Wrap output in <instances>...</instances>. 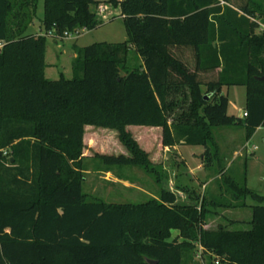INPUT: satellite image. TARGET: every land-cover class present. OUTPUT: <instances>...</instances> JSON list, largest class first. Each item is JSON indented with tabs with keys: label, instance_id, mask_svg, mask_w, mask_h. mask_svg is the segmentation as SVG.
Here are the masks:
<instances>
[{
	"label": "trees",
	"instance_id": "obj_1",
	"mask_svg": "<svg viewBox=\"0 0 264 264\" xmlns=\"http://www.w3.org/2000/svg\"><path fill=\"white\" fill-rule=\"evenodd\" d=\"M101 2L120 6L127 38L74 43L73 75L50 78L47 36L27 31L38 0H0V264H189L197 245L212 257L207 264H264V203L252 205L247 228L205 227L218 206L264 201L246 175L227 174L215 133L242 124L250 138L264 126L256 16H264V0H44L43 28L61 37L92 29L103 21L93 8ZM131 48L142 59L135 67L127 64ZM233 84L246 86L243 117L228 111L223 87ZM88 125L96 137L114 131L126 148L89 145ZM152 131L155 153L144 133ZM179 142L205 147L222 197H199L194 187L191 201L181 202L165 186L156 159ZM89 156L142 166L160 183L158 197L90 198Z\"/></svg>",
	"mask_w": 264,
	"mask_h": 264
},
{
	"label": "rangeland",
	"instance_id": "obj_2",
	"mask_svg": "<svg viewBox=\"0 0 264 264\" xmlns=\"http://www.w3.org/2000/svg\"><path fill=\"white\" fill-rule=\"evenodd\" d=\"M97 14L102 15L99 5L93 6ZM110 17L104 19L99 25L92 29L80 28L79 32H71L65 34L63 38L59 37L58 42H55L52 37H49L47 43V60L48 62H58L57 65L47 70V76L50 78H58L60 71H63L67 76L73 75L70 56L71 49L74 43L82 45L92 43L94 41H122L127 38V30L123 20V14L120 6L111 5L109 9ZM260 22V27L257 32L264 31V16L256 15ZM57 44H60L58 46ZM56 50L60 53V59L56 58ZM140 55L134 50L130 49L128 53L127 64L131 67L139 65ZM224 92L229 94L230 104L228 111L241 115L243 117V110L246 102V86L243 84L225 85ZM134 133H139L138 125H130ZM143 131V130H142ZM148 131V130H147ZM111 138L96 137L95 134L88 132L87 138L94 137V144H98L100 150L119 152L120 149L126 148L122 145L114 131ZM146 138L151 140L152 152L155 153L157 148L158 132L152 131L151 134L144 132ZM215 133L220 144L221 163L226 166L227 174L234 176L240 181L246 175L247 185L257 192L264 195V126L258 127L251 136L249 143L246 142L247 130L242 124L216 126ZM96 137V138H95ZM146 139V140H147ZM245 144V145H244ZM248 147L250 151H248ZM242 150V153L236 155V150ZM95 148H90V154L95 152ZM191 150L190 146L184 148L188 155V159L193 166L196 160L189 156ZM254 152H253V151ZM156 162H161L163 165V182L172 186L179 191L178 199L181 202H189L192 199V188H198L199 197L204 194L223 196L216 177L218 176L214 169L206 168V179L211 180L203 186L204 181L196 179V173L189 171L190 166L182 158L176 150L162 151L158 155ZM216 164L218 162H215ZM199 164V160H197ZM167 166V169L164 168ZM85 180L83 183L84 191L89 194V197L101 198L108 202L119 201H144L153 196L158 195L160 190V183L155 180L153 174L148 172L140 165H113L108 166L102 162L98 157L89 156L85 158ZM196 168V167H195ZM194 171H199L197 168ZM117 177V178H116ZM118 178L122 180H118ZM188 187L189 190L185 188ZM222 191H225L224 188ZM213 192V193H211ZM260 202L252 196L247 197V205L244 207H224L218 206L217 212L208 216L205 227H217L219 224H225L229 227L247 228L251 225L250 218L252 215V205ZM173 235L178 233V230L172 229ZM194 253L189 260V264H207L212 257L202 254V249L197 245ZM215 264L217 262L215 261Z\"/></svg>",
	"mask_w": 264,
	"mask_h": 264
},
{
	"label": "crops",
	"instance_id": "obj_3",
	"mask_svg": "<svg viewBox=\"0 0 264 264\" xmlns=\"http://www.w3.org/2000/svg\"><path fill=\"white\" fill-rule=\"evenodd\" d=\"M99 6H102V7H104L103 8V11H102V15L100 16V14H98L99 15V17L102 19V20H104V19H108L109 17H110V15H109V9H110V7H111V5H113V4H111V3H109V2H101V3H99L98 4ZM115 6V5H114ZM119 6V5H118ZM43 15H44V0H38V3H37V10H36V15L33 17V19L31 20V22H30V24H29V26H28V28H27V31L28 32H34V33H38V34H46V36H47V43H48V39H49V37H52V39L55 41V42H58V40H59V37H58V35H56L55 34V32H54V30H52V31H48V33H46L45 32V29L43 28V25H42V18H43ZM86 29V28H85ZM63 38H67V37H63ZM78 44H80V43H78ZM58 46H60V44H57ZM80 45H82V44H80ZM48 49V48H47ZM131 49H134V48H131ZM135 50V49H134ZM55 51H56V58L57 59H60V53H61V51H60V53H58V50H56L55 49ZM47 52H48V50L46 51V68H45V73L47 74V70L49 69V68H52L53 66H55V65H57L58 64V62H48V60H47ZM76 55V52H75V50H74V48L72 47V49H71V52H70V56L72 57V59H73V57ZM141 58V57H140ZM142 63V59L140 60V62H139V64H141ZM71 64H72V60H71ZM72 70H73V66H72ZM61 72H63V71H60V73ZM66 75V74H65ZM47 76V75H46ZM67 76V75H66ZM48 77V76H47ZM223 92H224V87H223ZM228 96H229V94H228ZM229 104H230V97H229ZM245 104H246V102H245ZM244 111H245V107H244V110H243V116H244ZM240 117H242L241 115H239ZM93 126H90V125H88L87 126V128H91V133H93V134H96L97 136L99 135V133L94 129V128H92ZM260 127V126H259ZM258 128V127H257ZM149 129H151L150 127H147L146 128V130H149ZM156 129H158V127H156ZM255 132V131H254ZM254 134V133H253ZM96 138V137H95ZM251 138V137H250ZM250 138H247V136H246V141H245V144H246V142L247 143H249V140H250ZM85 141H86V143H90L88 140H86L85 139ZM244 144V145H245ZM89 145H95V144H89ZM187 146H190L191 147V150H190V152H189V156H192L195 160H196V165L195 166H193L192 164H191V162L189 161V159H188V155H187V153L184 151V148L185 147H187ZM162 149H163V151L165 150V151H169V150H176L177 152H179V154H182V158L183 159H185V162L186 163H188L189 164V166H190V170L189 171H191V172H194V173H196V179L198 180V178H200V180H205L204 181V183H203V186H205L210 180H211V178H213V176L212 177H210L209 179H206V176H204V175H206V168L207 167H205V165H204V149H205V147L202 145V144H188V143H184V142H179V143H177L176 145H174V146H162ZM248 151H250V148L248 147V149H247ZM253 151V150H252ZM254 152V151H253ZM240 153H242V150L240 151V149L239 150H236V155H239ZM197 160H199V164H197ZM199 170V171H194L196 168ZM164 168H166L167 169V166H165L164 165ZM117 178V177H116ZM118 180H122V179H120V178H118ZM165 181H168V178L167 179H164ZM165 181H164V184H165ZM165 186L166 187H169V188H171V189H173V190H176V192L178 193V195H179V191L177 190V189H175V188H173L172 186H168V185H166L165 184ZM197 191L199 190L198 188H195ZM153 196H156V197H158V195H156V194H153Z\"/></svg>",
	"mask_w": 264,
	"mask_h": 264
},
{
	"label": "built area",
	"instance_id": "obj_4",
	"mask_svg": "<svg viewBox=\"0 0 264 264\" xmlns=\"http://www.w3.org/2000/svg\"><path fill=\"white\" fill-rule=\"evenodd\" d=\"M100 8H101V11H103V8L104 7H102V6H99ZM73 32H79V29H77V30H75V31H73ZM69 33V31H65V34H68ZM4 45V40L3 39H0V49H1V47ZM247 112H246V110L244 111V115L246 114ZM200 249H202V247L200 246ZM216 262H218V260H216Z\"/></svg>",
	"mask_w": 264,
	"mask_h": 264
},
{
	"label": "water",
	"instance_id": "obj_5",
	"mask_svg": "<svg viewBox=\"0 0 264 264\" xmlns=\"http://www.w3.org/2000/svg\"><path fill=\"white\" fill-rule=\"evenodd\" d=\"M259 78H261V79H264V75H261V76H258Z\"/></svg>",
	"mask_w": 264,
	"mask_h": 264
}]
</instances>
